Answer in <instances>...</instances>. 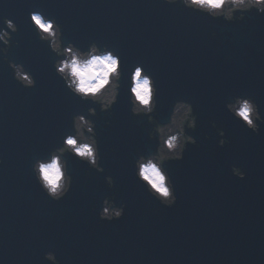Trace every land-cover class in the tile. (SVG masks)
I'll use <instances>...</instances> for the list:
<instances>
[{
	"label": "water",
	"instance_id": "1",
	"mask_svg": "<svg viewBox=\"0 0 264 264\" xmlns=\"http://www.w3.org/2000/svg\"><path fill=\"white\" fill-rule=\"evenodd\" d=\"M33 11L57 18L65 43L87 49L95 40L123 58L128 79L111 114L67 89L53 67L55 54L31 22ZM6 17L19 26L8 57L23 63L37 84L20 85L0 53V155L5 159L0 165V264L255 260L258 253L249 249L257 245L258 234L264 239L254 218L264 204L259 199L264 125L259 133L251 131L226 104L235 95L253 96L264 117V15L253 9L243 22L230 23L166 0H0V26ZM136 64L156 79L155 115L131 113L128 87ZM186 100L199 113L193 109L197 128H187L198 143L188 146L182 160L166 165L179 198L170 208L147 192L134 163L139 154L156 151L161 144L157 125L171 121L177 102ZM88 111L95 116L105 171L90 170L69 154L72 189L53 201L36 181L32 164L62 143L75 114ZM235 167L246 177L240 178ZM108 175L115 178L109 177V185ZM114 192L117 204L127 203L125 215L101 221L99 205L107 195L105 200L115 203ZM51 251L55 259L45 257Z\"/></svg>",
	"mask_w": 264,
	"mask_h": 264
},
{
	"label": "clouds",
	"instance_id": "2",
	"mask_svg": "<svg viewBox=\"0 0 264 264\" xmlns=\"http://www.w3.org/2000/svg\"><path fill=\"white\" fill-rule=\"evenodd\" d=\"M166 2L169 5L182 4L191 11L207 14L213 19L223 18L230 23L243 22L253 9L258 15H264V0H166ZM226 6L230 7L232 15L228 14ZM30 19L39 39L47 43L55 54L56 59L53 67L67 89L80 100L98 104L105 109L102 112L111 114L119 102L121 89L125 87V82L128 79L123 67V58L107 44L102 45L95 40L88 45L87 49H82L72 41L65 43L63 24L55 17L33 11L30 13ZM17 31H19V26L13 19L3 18V26H0V53H3L4 60L7 56L6 61L13 69L14 79L24 88H34L37 80L33 73L23 63H17L8 57L12 47L13 34ZM212 35L216 36L217 32L213 30ZM16 43L19 44V41ZM5 48H8L7 52H5ZM128 93L130 110L134 116L148 117L149 114L157 113L159 88L155 77L143 64H136L131 70ZM91 108L94 107L89 109ZM226 108L253 132L259 133L261 126L264 125V121H262L259 130H257L253 117L256 110L261 111V109L253 96L235 95L227 102ZM192 109L199 116L195 105L187 101L186 111L190 113ZM93 117L95 116H92L89 111L87 115L84 113L75 114L72 117V131L63 137L62 143L54 147L45 157L37 158L32 164L36 181L53 201L60 202L72 189L74 177L69 170L67 158L69 154L86 163L90 170L100 173L105 171L99 135L96 130L97 124ZM191 123L196 129L198 125L195 116L191 117ZM106 124L110 125L111 121H106ZM152 132L153 129L149 133L151 137ZM197 143L198 140L193 135H190L185 141L181 139L180 132H171L156 151L147 155L139 154L135 159L134 169L137 179L147 192L162 205L174 207L179 199L175 180L166 165L170 161L182 160L188 146ZM160 147L165 149L166 153H162ZM4 163V156L0 155V165ZM246 175L247 173L243 170L238 176L244 178ZM109 177L113 176L106 177L108 185ZM115 185L114 188H117L116 181ZM115 195V206L106 205L105 198L109 195L105 196L100 203L99 220L112 222L125 215L127 203L117 204V193ZM95 207L94 205L93 208L95 209ZM48 253H45V257Z\"/></svg>",
	"mask_w": 264,
	"mask_h": 264
}]
</instances>
